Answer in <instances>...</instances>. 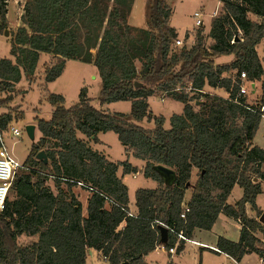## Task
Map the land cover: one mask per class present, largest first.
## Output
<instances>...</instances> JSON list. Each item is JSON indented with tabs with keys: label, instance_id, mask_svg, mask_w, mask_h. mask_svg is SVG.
Wrapping results in <instances>:
<instances>
[{
	"label": "trees",
	"instance_id": "1",
	"mask_svg": "<svg viewBox=\"0 0 264 264\" xmlns=\"http://www.w3.org/2000/svg\"><path fill=\"white\" fill-rule=\"evenodd\" d=\"M7 1L0 0V33L7 27ZM133 2L25 0L11 38L13 60L0 58V94L13 93L22 76H32L44 54L54 61L44 69L46 83L62 74L68 60L91 64L101 80L98 105L130 102V111L94 108L85 88L69 108L63 96L48 95L50 118L37 120L40 137L12 183L14 198L8 196L0 212V264H85L91 250L108 264H148L144 258L161 243L159 224L168 230L164 246L169 249L173 232L191 238L196 229L211 230L220 214L239 222L240 237L237 242L219 237L216 249L237 262L250 254L264 257L262 211L256 207L264 183V150L252 142L262 113L256 107L248 110L245 98L233 102L237 87L229 76L245 72L250 82L260 81L257 103L264 105V68L256 50L264 39V0H219L213 42L206 47L198 29L189 49L175 48L178 33L169 25L172 9L166 0L145 1L146 29L128 23ZM220 56H233V61L216 64ZM205 87L223 89L227 97L199 92ZM155 91L183 105L181 114L170 116L168 129L165 118L149 108L147 99ZM11 100V95L0 99V107ZM7 110L0 114L2 133L14 120ZM143 121L153 127H142ZM105 132L117 136L126 155L144 162L145 178L160 183L135 191L133 216L121 177L137 169L127 161H108L77 137L98 144V134ZM41 151L46 163L37 159ZM156 166L174 171L171 184H164ZM77 182L90 194L85 216L72 191ZM235 186L242 196L230 205ZM183 204L189 211L180 218ZM247 205L256 218L247 215ZM22 236L36 240L21 245ZM183 249L181 242L174 255Z\"/></svg>",
	"mask_w": 264,
	"mask_h": 264
},
{
	"label": "rangeland",
	"instance_id": "2",
	"mask_svg": "<svg viewBox=\"0 0 264 264\" xmlns=\"http://www.w3.org/2000/svg\"><path fill=\"white\" fill-rule=\"evenodd\" d=\"M9 19L7 20V27L4 30L8 31L0 33V58H10L11 38L12 34L16 31V25L21 24L19 16L22 14V6L25 0H8ZM146 0H134L132 5V12L128 17V23L130 26L146 29L148 28L147 16L144 8ZM167 4L172 9V16L169 20V25L176 29L180 34L178 40L180 45L176 46V49L185 46L190 48L194 44V36L198 29L202 30V36L204 37L205 46H209L213 40L211 37V26L214 21L213 13L219 15L220 2L219 0H166ZM144 3V4H143ZM201 11L203 13V26L196 27L194 25L193 13L195 11ZM187 35V37H186ZM13 60V59H12ZM233 60V56H220L215 59V63L230 62ZM53 60L48 55H41L39 62L36 66L35 72L32 76H22L18 84L15 85L14 91L11 94H0V99H4L11 95L12 100L6 103V107H0V114L5 113L10 109L14 120L11 126H15L21 131V135L18 138L12 137L8 131L3 133V140L11 153L13 158L18 164H22L29 154L33 143L38 141L40 133L37 130V120H48L51 115L52 107L47 101L49 94H57L64 97V107L69 108L79 102V94L81 89L85 88L87 92V98L90 101L91 106L97 109L106 110L110 113H123L128 114L130 111V102H116L110 103L100 107L98 105V96L101 89V80L96 72V69L91 64L83 63L78 60H68L65 65V69L62 74L53 82L46 83L44 81V69L46 66L53 64ZM137 70L140 69V63L135 62ZM236 71H233L229 76L235 78ZM256 94L252 96H246L249 103L256 104L260 97L257 90L260 87V81H256ZM186 92L189 91V84L186 85ZM259 86V87H258ZM258 88V89H257ZM261 89V87H260ZM216 90V89H215ZM204 93L207 92L203 89ZM212 92V90H211ZM210 94H214L213 92ZM220 93V92H219ZM222 96L227 94L222 89ZM220 96V95H219ZM147 102L152 113L156 116H163L165 118L164 128H169V118L173 114H181L183 105L171 98L166 97L165 94L155 91L154 94L148 97ZM33 125L35 127L34 140L31 141L25 132V127ZM140 125L144 128L151 129L153 123L143 121ZM77 137L86 142L87 147L92 151H96L99 154H103L106 159L113 163H121L127 161L131 166L137 169L135 174H127L121 177L122 167H119L117 176L122 178V182L128 188V196L134 207V194L138 189H156L160 186L159 182L152 179L145 178L143 176L144 162L135 159L132 155H126L124 147L120 144L117 136L113 132L99 133L98 138L101 141L98 144L93 143L90 139L83 135L77 134ZM19 170L16 173L19 175ZM196 179V177L194 178ZM164 182V181H163ZM47 185L53 189L52 181H48ZM241 189L236 187L228 199V204H234L236 202L238 192ZM80 202H83L82 213L86 215V203H84L89 197V193L81 187H74L72 189ZM9 199L14 198L13 190L9 192ZM257 203L264 209V186L262 192L257 197ZM253 217H257L255 212L250 211ZM248 215V214H247ZM216 224L214 229L206 234L207 237H213L219 232H225L230 237H234L235 231L227 225L221 222ZM36 240V237L22 236L19 239L21 245L29 244L31 241ZM194 246V245H193ZM192 244H188L184 253L181 256H173V264H199L200 251L199 247H192ZM204 252L203 262L204 264H232L230 260H227L222 255L213 253L210 250H202ZM150 264H169V254L163 251H155L146 259ZM85 264H108L101 257H98L96 252L88 255ZM242 264H259V257L256 254L246 255Z\"/></svg>",
	"mask_w": 264,
	"mask_h": 264
},
{
	"label": "built area",
	"instance_id": "3",
	"mask_svg": "<svg viewBox=\"0 0 264 264\" xmlns=\"http://www.w3.org/2000/svg\"><path fill=\"white\" fill-rule=\"evenodd\" d=\"M213 17H217L216 13H213ZM193 18H194V25L196 27H201L203 26L204 22H203V13L201 11H195L193 13ZM180 41L176 40L175 41V45L178 46L180 45ZM236 77L234 79H232V83L236 84L237 87V93L235 95V97L233 98V102L235 104L240 103L239 99L240 98H245V106L248 110L253 111L252 108L256 107V109H258L261 113H262V118H264V105L256 103V104H252L249 103L246 99V96H254L256 94V89L254 87L255 83L250 82L247 79V76L245 74V72H237L236 73ZM189 88V87H188ZM177 91H181L180 88L176 89ZM186 92V90H185ZM204 93V91H200ZM8 133H10L12 135V137L14 138H18L21 135V131L16 128L15 126H9L8 127ZM3 133L0 132V212L4 209L5 207V203H6V199L9 195V192L11 190V186L12 183L15 179L16 173L18 172L19 168L21 167L22 164H18L15 159L13 158V156L11 155V153L8 151V148L6 147L4 140H3ZM78 187H83L84 184L82 182H77L76 183ZM130 211V210H129ZM189 211V208L186 204L182 205V212L180 214V218H184L185 214ZM130 216H133L135 214L133 213H129ZM160 226H163L162 224H159ZM164 227V226H163ZM168 231V230H167ZM171 232H173L171 230ZM174 236H175V243L172 245L171 248L166 249L165 246L163 244H159L155 251H163L165 253H168L169 255H174L177 246L179 245V243L183 242V244H192L201 248H206V249H210L214 252H217L219 254H223L225 256V258L227 260H230L232 262V264H238L237 261H235L233 258H231L230 256H228L227 254H224L222 252H220L218 249L211 247V246H207L205 244L193 241L191 238H187L182 231L179 232H173ZM103 260H106V258L101 257ZM259 264H264V257L259 259Z\"/></svg>",
	"mask_w": 264,
	"mask_h": 264
},
{
	"label": "crops",
	"instance_id": "4",
	"mask_svg": "<svg viewBox=\"0 0 264 264\" xmlns=\"http://www.w3.org/2000/svg\"><path fill=\"white\" fill-rule=\"evenodd\" d=\"M9 1H7V15H6V18H7V20L9 19V14H10V12H9V8H8V3ZM144 4V3H143ZM24 5V4H23ZM144 8H145V5H144ZM22 9H23V6H22ZM200 11V10H199ZM131 12H132V10H131ZM22 15V14H21ZM20 15V16H21ZM20 16H19V19H20ZM17 27H19L20 25L19 24H17L16 25ZM16 27V28H17ZM176 30V29H175ZM178 33V32H177ZM178 35H180L179 33H178ZM256 50H257V52H258V55H259V58L261 59V61H262V68H264V39L256 46ZM43 55V54H42ZM41 57V56H40ZM233 61V60H232ZM232 61H230V62H220V63H217L216 62V64H219V65H226V64H230ZM256 85H258V83L256 82L255 84H254V87H255V89H256ZM259 87V86H258ZM204 89H206L207 90V92L209 93V92H211V90H212V92L214 93V94H217V95H220V96H222V89H216V90H213V89H210V88H208V87H205ZM258 89V88H257ZM259 90H260V92H261V89H260V87H259V89L257 90V92L259 93ZM211 92V93H212ZM220 92V93H219ZM225 97H227V95L225 96ZM99 139V138H98ZM101 141L99 140V143H100ZM253 144H254V146H258V147H260V148H262L263 150H264V118H261V120H260V122H259V127H258V129H257V132H256V134H255V136H254V138H253ZM118 173V172H117ZM195 177L193 176V178H192V181L194 182L195 181V179H194ZM263 186H264V183H263ZM263 186H262V189H263ZM236 187H238V186H235L233 189H232V191H231V193H230V195L232 194V192L236 189ZM241 189V188H240ZM230 195L228 196V199H229V197H230ZM242 196V189L238 192V195H237V200H236V202L237 201H239L240 200V197ZM87 199H88V197H87ZM87 199H86V201L84 202V203H86V207H87ZM189 199V193H187V195H186V201ZM258 199V198H257ZM257 199H256V207H257V209L258 210H260V211H262V212H264V209L257 203ZM235 202V203H236ZM81 203V208L83 209V202H80ZM134 203H135V201H134ZM227 203H228V200H227ZM234 203V204H235ZM234 204H230V205H234ZM132 202L130 201V199H129V210H130V212L131 213H133V214H136V212H137V210H136V207L134 206V207H132ZM250 211H253L252 210V208L249 206V205H247L246 206V212H247V214H248V216H250V217H253V215H252V213L250 212ZM254 212V211H253ZM83 214V213H82ZM84 216V215H83ZM223 217V219H222V221L221 222H223L224 224L226 223L227 225H229L232 229H233V231H235V235H233L234 237H230L229 235L227 236L226 234H225V232H219V233H217V234H215L213 237H207V235L206 234H208V233H210L213 229H214V227L216 226V224L221 220V218ZM254 218V217H253ZM256 218V217H255ZM240 228H241V226H240V224H239V222L238 221H236V220H234V219H232V218H230V217H226L225 215H223V214H220L218 217H217V220H216V222H215V224L213 225V227H212V229L211 230H209V231H203V230H194V232H193V234H192V236H191V239L193 240V241H196V242H199V243H202V244H205V245H207V246H211V247H214L215 248V245H216V241H217V239L219 238V237H223V238H225V239H227V240H230V241H232V242H237L238 241V239H239V237H240V235H239V231H240ZM188 246V244H185L184 245V249H183V251L179 254V256H181L182 255V253H184V251L186 250V247ZM195 246V245H194ZM193 245H192V247H194ZM191 247V248H192ZM195 247H197V246H195ZM206 248H201V247H199V251H200V262H199V264H204V262H203V255H204V252L202 251V250H205ZM207 250H210V249H207ZM210 251H212V250H210ZM92 252H95V251H93V250H91L90 252H89V255L90 254H92ZM155 252V251H154ZM153 252V253H154ZM213 253H216V254H219V253H217V252H214V251H212ZM153 253H151V254H149L148 256H146L145 258H144V260H145V262L147 263V261H146V259L150 256V255H152ZM96 254H97V256L98 257H101L97 252H96ZM219 255H222L223 256V254H219ZM170 256V260L173 262V256L174 255H169ZM246 256V255H245ZM244 256V257H245ZM223 257H225V256H223ZM244 257L241 259V261L240 262H237L238 264H242V262H243V259H244ZM260 259V258H259ZM104 261H106V260H104ZM107 262V261H106ZM148 264H150V263H148Z\"/></svg>",
	"mask_w": 264,
	"mask_h": 264
},
{
	"label": "water",
	"instance_id": "5",
	"mask_svg": "<svg viewBox=\"0 0 264 264\" xmlns=\"http://www.w3.org/2000/svg\"><path fill=\"white\" fill-rule=\"evenodd\" d=\"M4 32H5V35L8 34L7 30H4ZM34 131H35V127L33 125H28L25 127L26 135L28 136V138L31 141L34 140ZM37 159H39V160L43 159L45 163L47 162L45 154L42 151L37 154ZM156 170L159 172V174H160L161 178L163 179L165 185L171 184V182L174 180V171L173 170L166 168V167H163V166H156ZM258 221L264 225V212H262L260 214ZM159 230H160V234H161V243L160 244L164 245V240H165V237L167 235V229L163 226H160Z\"/></svg>",
	"mask_w": 264,
	"mask_h": 264
}]
</instances>
